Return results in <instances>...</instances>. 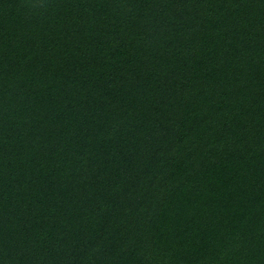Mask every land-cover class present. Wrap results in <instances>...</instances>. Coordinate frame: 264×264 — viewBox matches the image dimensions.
Returning a JSON list of instances; mask_svg holds the SVG:
<instances>
[{
    "label": "trees",
    "instance_id": "16d2710c",
    "mask_svg": "<svg viewBox=\"0 0 264 264\" xmlns=\"http://www.w3.org/2000/svg\"><path fill=\"white\" fill-rule=\"evenodd\" d=\"M0 264H264V0H0Z\"/></svg>",
    "mask_w": 264,
    "mask_h": 264
}]
</instances>
